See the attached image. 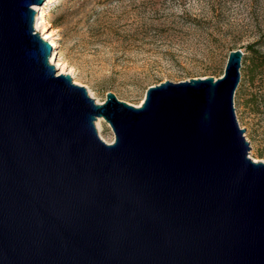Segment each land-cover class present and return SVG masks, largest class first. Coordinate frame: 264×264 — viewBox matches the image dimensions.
Returning <instances> with one entry per match:
<instances>
[{
  "label": "water",
  "instance_id": "water-1",
  "mask_svg": "<svg viewBox=\"0 0 264 264\" xmlns=\"http://www.w3.org/2000/svg\"><path fill=\"white\" fill-rule=\"evenodd\" d=\"M43 2L0 0V264H264V162L233 101L243 52L139 106L97 103L49 62Z\"/></svg>",
  "mask_w": 264,
  "mask_h": 264
},
{
  "label": "rangeland",
  "instance_id": "rangeland-1",
  "mask_svg": "<svg viewBox=\"0 0 264 264\" xmlns=\"http://www.w3.org/2000/svg\"><path fill=\"white\" fill-rule=\"evenodd\" d=\"M38 7L46 20L38 34L57 43V59L97 103L112 91L139 106L150 85L216 79L229 51L240 49L235 115L248 156L264 162V68L251 78L247 49L264 53V0H44ZM97 118L99 137L113 142L109 123Z\"/></svg>",
  "mask_w": 264,
  "mask_h": 264
},
{
  "label": "bare ground",
  "instance_id": "bare-ground-1",
  "mask_svg": "<svg viewBox=\"0 0 264 264\" xmlns=\"http://www.w3.org/2000/svg\"><path fill=\"white\" fill-rule=\"evenodd\" d=\"M46 1H50V0H46ZM38 6L39 5H37V4H34L32 6V8L35 11L34 29L37 32H39L41 28H44V30H45V23H46V20H45V11H44V9H42L40 11ZM39 11H40V15L38 14ZM45 33H46L45 31H42L41 32V37L43 39H48L50 37V35H47L46 37H43V35ZM48 41H49L50 46L52 47L51 55L49 57V62L57 69V74H59V73L60 74H69L70 76H73L71 70H67L66 64L64 62H61L60 60L57 59V56H56L55 50H54L55 45L57 43H55L53 40H48ZM95 127H96L97 131L99 132L100 131V128H101L100 118H96Z\"/></svg>",
  "mask_w": 264,
  "mask_h": 264
},
{
  "label": "trees",
  "instance_id": "trees-1",
  "mask_svg": "<svg viewBox=\"0 0 264 264\" xmlns=\"http://www.w3.org/2000/svg\"><path fill=\"white\" fill-rule=\"evenodd\" d=\"M255 44H248L247 49L251 53L250 65L248 66L249 75L254 78L255 75H260L262 73V68H264V53H259L255 48Z\"/></svg>",
  "mask_w": 264,
  "mask_h": 264
}]
</instances>
